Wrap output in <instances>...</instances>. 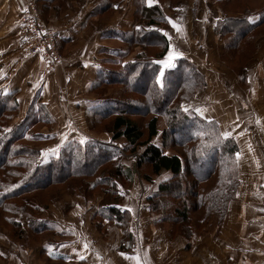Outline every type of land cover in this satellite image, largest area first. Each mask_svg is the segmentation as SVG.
<instances>
[{
  "label": "crops",
  "instance_id": "obj_1",
  "mask_svg": "<svg viewBox=\"0 0 264 264\" xmlns=\"http://www.w3.org/2000/svg\"><path fill=\"white\" fill-rule=\"evenodd\" d=\"M139 1L0 0V102L10 111L7 128L25 124L26 141L46 161L72 141L112 140L108 133L93 131L90 110L120 89L106 88L99 80L143 52L139 47L130 53L126 34L135 28L164 29L136 20ZM160 1L149 5L147 0L148 7ZM30 2H36L46 24L56 31L63 61L52 68L41 55H24L19 21ZM105 2L114 6L103 13ZM192 3L195 0H183L180 8H170L169 2L161 5L172 21L180 10L187 11L181 30L174 28L173 35L165 30L168 40L171 37L169 51L178 49L182 56L190 55L188 46L198 37ZM179 42L182 49L176 48ZM251 103L245 98L227 101L226 108L213 115L198 108L202 117L215 119L231 133L240 148V186L221 224L199 233L193 229L189 237L170 234L151 208L157 185L149 187L140 178L117 203L94 191L93 185L76 187L48 201L31 196L32 220L18 216L17 229L0 227V264H137V256L140 264H264V107Z\"/></svg>",
  "mask_w": 264,
  "mask_h": 264
},
{
  "label": "trees",
  "instance_id": "obj_2",
  "mask_svg": "<svg viewBox=\"0 0 264 264\" xmlns=\"http://www.w3.org/2000/svg\"><path fill=\"white\" fill-rule=\"evenodd\" d=\"M160 2L148 7L147 0L139 1L136 20L164 29L135 28L126 34L123 39L130 53L139 47L143 52L99 80L106 88H121L118 95L90 110L93 131L108 133L110 142L72 141L58 157L46 161L26 141L25 124L7 131L10 111L0 102V227L17 229L18 216L26 215L31 221V196L48 201L62 190H83L93 185L94 191L105 193L117 203L133 186L135 174L118 159L139 150L137 174L149 187L157 185L150 198L151 208L160 222L168 225L170 234L189 237L193 229L199 233L221 224L240 186L236 163L240 148L232 136L224 138L225 132L215 119H205L195 112L178 117L180 108L173 106V101L179 96L181 102L193 101L207 88L208 80L190 56L177 59L171 68L157 63L170 49L164 33L171 23L161 5L169 2L173 8L179 1ZM113 6L105 2L101 10L106 13ZM239 12L240 16L219 20L212 32L222 39L225 50L239 53L235 58L246 68L256 52L255 41L264 36V8L252 22V9ZM158 80L163 81V87ZM135 117L141 120L137 122ZM160 118L165 123L162 131ZM182 132L185 137L180 136ZM158 136L161 143L155 142ZM198 222L205 227L200 229Z\"/></svg>",
  "mask_w": 264,
  "mask_h": 264
},
{
  "label": "rangeland",
  "instance_id": "obj_3",
  "mask_svg": "<svg viewBox=\"0 0 264 264\" xmlns=\"http://www.w3.org/2000/svg\"><path fill=\"white\" fill-rule=\"evenodd\" d=\"M178 1L177 6L180 8L181 5H183L180 4V2L183 0ZM196 1V5L194 3H192V5L194 4L195 8L194 22H196L197 27H199L198 29L196 28V34L198 37L192 41L191 46H188V51L190 55H195L199 58L200 62L198 65H200L206 79L208 80V86L204 91H202L204 94L200 95V93L198 95L199 98H196L193 101L185 100L184 102H181L180 96L173 101V106L176 107L178 105L180 108L178 117H181L186 112H195L198 114V108L204 109V112L207 114L209 112L213 115V113L220 110L222 107L225 109L227 101L229 103H231V101H237L240 103L244 101V98L247 100L251 99L253 101L251 105H254V107L256 106L258 109H263L264 36L255 41L254 45L256 52L248 66L245 68L243 65L238 63V60L235 58V55L239 53L236 52L235 49L234 52H231L228 48L225 50L222 39L217 36L216 33L212 32V27L214 25L217 26L219 20H223L225 17L240 16L242 13L239 11H244V8L252 9L253 14L249 16V20L251 22L256 21L258 19L259 11H262L264 8V0H195V2ZM186 12L180 10L177 14L179 16L174 20V22L178 25L179 30L183 28V24L184 26L186 25ZM169 18L170 17H168V20ZM166 29L170 30V35L174 34L172 31L174 28L171 26ZM185 34H189L187 30H185ZM188 37L190 36L188 35ZM182 46L183 45L179 42L176 48L182 49ZM177 52L181 51L177 49ZM251 94L254 95V98L249 96ZM207 98H211V101L205 102L204 100ZM198 101V105H201L200 107H197ZM237 107H241V104H237ZM184 109H188V111H185ZM199 114H203V111H200ZM135 119L137 122L141 120L140 117H135ZM159 123V128L161 127L162 131L165 123L161 118ZM222 130L226 132L224 127H222ZM180 136L185 137L183 132ZM160 140L161 138L158 136V139L155 142L161 143ZM152 143L154 142H150V144ZM140 151L141 150L138 152H131L129 155L123 156L122 159H118L119 161L121 160L122 165L127 170L133 169V172L135 173L134 182L135 178H139L136 165L141 157ZM2 159L3 157L1 160ZM0 223L2 222L0 221ZM198 225L200 226V229L205 227V225H200L199 222Z\"/></svg>",
  "mask_w": 264,
  "mask_h": 264
},
{
  "label": "built area",
  "instance_id": "obj_4",
  "mask_svg": "<svg viewBox=\"0 0 264 264\" xmlns=\"http://www.w3.org/2000/svg\"><path fill=\"white\" fill-rule=\"evenodd\" d=\"M24 55H41L50 68L63 61L57 34L46 24L35 2H30L19 21Z\"/></svg>",
  "mask_w": 264,
  "mask_h": 264
},
{
  "label": "snow or ice",
  "instance_id": "obj_5",
  "mask_svg": "<svg viewBox=\"0 0 264 264\" xmlns=\"http://www.w3.org/2000/svg\"><path fill=\"white\" fill-rule=\"evenodd\" d=\"M152 2H153V0H148L149 5H151ZM169 22L172 24L173 28H176L178 30V25L174 21H172L170 18H169ZM164 35L168 36V33L165 32ZM169 40H171V37H169ZM167 55H168V59L167 60L157 61V63L164 64L165 67L171 68V67L174 66V61L178 57H181L183 54L179 53V52H176V51H169ZM160 75H161V77H163V73H161ZM158 83H160L161 87H163V81L162 80H158ZM184 110L188 111V109H184ZM197 111H199V109H197ZM7 131H10V129L7 130ZM196 135H202V133H196ZM230 135H231V133H228V132L223 133V136H224L225 139H227ZM84 142H85L84 140H81V143H84ZM50 151L55 152L54 149L50 150ZM239 155H240L239 153H236L237 157H239ZM164 179L167 180V177L165 176ZM128 211H131V209H128ZM86 247H87V245H85V248ZM121 255H125L126 256L125 253H121ZM128 258L131 259V257H128ZM80 259H84V257L81 256ZM135 259L137 261V264H140L139 257L137 256V257H135Z\"/></svg>",
  "mask_w": 264,
  "mask_h": 264
}]
</instances>
